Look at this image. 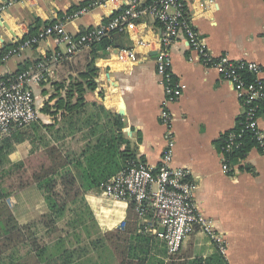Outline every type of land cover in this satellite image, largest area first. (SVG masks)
<instances>
[{
  "label": "crops",
  "instance_id": "crops-1",
  "mask_svg": "<svg viewBox=\"0 0 264 264\" xmlns=\"http://www.w3.org/2000/svg\"><path fill=\"white\" fill-rule=\"evenodd\" d=\"M122 9L121 0H18L2 16L0 52L4 46L27 35L29 26L37 19L52 23L66 21L68 33L77 38L100 27ZM82 10L86 12L69 20ZM186 15L214 56L226 55L264 68V0H213L207 5L187 2ZM162 32L156 18L145 15L125 29V36L117 35L115 45L106 52L94 53L88 48L72 58L65 56V44L53 36L20 58L0 60V78L13 75L21 65L36 62L47 65L50 77L34 88L40 109L37 123L48 141L70 153H79L94 138L88 128L72 132L67 122L77 121V115L69 114L63 119L64 110L58 109V98H53L66 96L67 88L59 89L58 84L67 87L74 82L85 83L83 75L89 72L90 65L97 70L94 79L97 87L89 90L85 84L87 113L82 116L86 118L95 106L121 116L125 123L123 133L138 161L161 166L168 146V128L162 123V112L169 111L173 166L187 169L197 183L196 205L225 240L226 255L220 254L229 264H264V154L253 147L243 161L234 163L235 171L229 174L223 171L219 142L236 128L243 109L233 86L201 63L184 37L170 50L174 80L184 86L183 94L177 101L166 103L156 68L157 42ZM122 51H132L134 58L129 55L121 58ZM107 121L102 114L101 123ZM259 122L264 131V113ZM32 150V144L26 141L17 146L16 152H21V159H27ZM10 160L15 159L11 156ZM75 173L81 181L80 171L75 169ZM10 199L16 202L14 214L22 226L48 212L35 186L13 193ZM85 199L100 230L96 244H100L101 251L112 250L104 235L116 229L124 230L130 214L137 221L133 206L130 211L131 204L108 200L102 193L89 192ZM35 209L39 210L36 217ZM145 239V244L135 246L146 264H193L211 258L216 251L219 253L202 232L186 239L176 256L169 255L166 243L159 237L147 235ZM90 256L91 264H109L101 255L95 258L94 252ZM113 256L111 261L120 264Z\"/></svg>",
  "mask_w": 264,
  "mask_h": 264
},
{
  "label": "built area",
  "instance_id": "built-area-1",
  "mask_svg": "<svg viewBox=\"0 0 264 264\" xmlns=\"http://www.w3.org/2000/svg\"><path fill=\"white\" fill-rule=\"evenodd\" d=\"M17 1L1 0L0 17ZM121 1L125 8L124 13L109 23H103L76 38L68 33L66 21H57L44 27L36 36L16 39L13 44L17 45L9 50L4 61L22 57L27 50L53 36H57L65 44V56L72 58L110 36L112 32L126 29L142 16H153L163 25L162 35L157 42L156 68L164 88L166 103L177 101L183 94L184 86L174 80L170 50L180 37H184L201 63L218 72L223 80L233 86L243 109L236 128L226 135L220 149L223 171L227 174L235 171L237 165L230 162V156L242 149L247 133L253 135L256 147L264 154V131L259 122L261 114L264 113V68L248 61H235L226 55L214 56L186 15L187 2L207 5L213 3V0H158L145 8H142V4L147 0ZM85 12H77L69 20ZM125 55L134 58L132 51L120 52L121 58ZM247 75H250V81ZM49 77L50 70L47 65L40 62L17 76L0 78V139L10 137L14 132L39 121L40 109L34 88ZM161 120L168 128V146L161 166L153 167L142 162L131 164L104 182L100 187L101 193L108 200L133 205L138 217V234L159 237L166 243L171 256L178 255L184 241L198 232L207 235L217 250L226 255L224 238L196 205L197 183L187 169L173 166L171 113L164 109ZM241 161L243 159H239L238 163Z\"/></svg>",
  "mask_w": 264,
  "mask_h": 264
},
{
  "label": "trees",
  "instance_id": "trees-1",
  "mask_svg": "<svg viewBox=\"0 0 264 264\" xmlns=\"http://www.w3.org/2000/svg\"><path fill=\"white\" fill-rule=\"evenodd\" d=\"M157 1L147 0L142 4V8ZM78 9L80 7L74 8L72 12ZM124 11L125 8L107 19L104 24L119 17ZM138 21L139 19L135 23ZM52 24V22L35 20L29 26L28 35L23 39L36 36L44 27ZM161 26L163 27L162 24ZM117 35L125 36V29L114 31L110 36L94 44L91 47L94 53L106 52L114 46ZM16 45L17 43H12L4 46L0 52V60H4L9 50ZM36 64L37 62L21 65L19 70L10 76H17ZM96 76V68L90 65L89 72L83 75L85 83L74 82L67 87L58 84L59 89L67 88L66 96L59 98L57 95L53 98H58L56 102L58 109L64 110L63 119L69 114L77 115V121L67 122L72 132H81L88 128V133L94 138V141L87 142L79 153L65 152L60 146L48 141L41 133L42 128L38 123L18 130L10 137L0 139V264H88L92 261L83 243L92 242L100 230L85 195L89 192L101 193L100 187L104 182L127 169L131 164L140 162L131 149L129 139L123 133L125 123L121 116L107 113L105 109L97 106L94 107L93 112L88 113L87 119L82 116L87 113L85 86L87 85L89 90H94L97 87L94 81ZM246 77L251 80L250 75ZM102 114L109 121L101 123ZM43 128L47 129L48 126ZM225 137L219 142V150L223 146ZM26 141L32 145L36 142L40 143L43 147L40 154L42 160L35 168L29 167L27 159L15 162L10 160L16 147ZM253 147H256V141L251 133H247L242 149L230 156V162L235 163L239 159H244ZM33 152L31 151L32 154ZM75 169L80 171L81 181L77 178ZM7 181L12 184L6 185ZM31 186L39 190L47 206L48 212L41 217L39 223L50 231L51 240L48 243L43 244L38 239L37 234L31 229L32 224L20 225L8 204L13 193ZM132 206L130 205V211ZM66 218H68L66 225L63 224L61 228V223ZM132 218L134 216L130 214L124 230L116 229L105 234L104 238L109 242L120 264H146L142 259V253H138V248L135 246L145 244L146 239L144 235L137 234L138 220ZM23 250L25 253H22ZM193 264L229 263L220 252L216 251L211 258L197 260Z\"/></svg>",
  "mask_w": 264,
  "mask_h": 264
},
{
  "label": "rangeland",
  "instance_id": "rangeland-1",
  "mask_svg": "<svg viewBox=\"0 0 264 264\" xmlns=\"http://www.w3.org/2000/svg\"><path fill=\"white\" fill-rule=\"evenodd\" d=\"M32 147H33L32 151H34V152H33V154L31 153V155L27 158V160L29 161L28 162L29 167L35 168L38 165V163L42 160L41 157H40V154H41L40 147H42V146H41L40 143L36 142L34 145H32ZM16 150H17V147H16ZM35 151H37V152H35ZM20 153L15 151L12 154V157L15 159L14 161L21 160L22 156H21ZM10 159H11V156H10ZM10 184H12V182L7 181L6 185H10ZM33 203H34V201L31 202V204H33ZM8 204L12 208L13 211H16V202H15V200L10 199L8 201ZM38 211L39 210L35 209V211H34V213H35L34 215L35 216L33 215L34 217L37 216ZM67 217H69V214H68ZM40 220H41V217L37 216V218H35V220H31L29 222V224H32L31 229H32L33 232H35L37 234L38 239H40L43 244L44 243H48L51 240V238H50L51 235L49 234L50 231L47 230L46 228H44V226L41 225V223H39ZM67 220H68V218H66V220H64L63 223H61V228H63V224L66 225ZM96 241H97L96 238H94L92 240V242L89 241V242L83 243V247L84 248L86 247V252L89 255H91L94 252L95 258L101 255L102 256L101 258L106 260V261H109V264L110 263L111 264H117V263H113L111 261V259L114 257L113 256L114 255L113 251L112 250H109V251L103 250V251H101V248H99L100 244H96ZM22 253H25V250H23ZM88 264H91V263H88Z\"/></svg>",
  "mask_w": 264,
  "mask_h": 264
},
{
  "label": "water",
  "instance_id": "water-1",
  "mask_svg": "<svg viewBox=\"0 0 264 264\" xmlns=\"http://www.w3.org/2000/svg\"><path fill=\"white\" fill-rule=\"evenodd\" d=\"M2 21V17H0V22ZM154 55H156L155 53H154Z\"/></svg>",
  "mask_w": 264,
  "mask_h": 264
}]
</instances>
